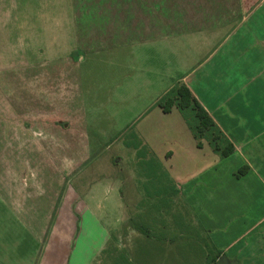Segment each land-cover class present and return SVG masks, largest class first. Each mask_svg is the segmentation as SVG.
<instances>
[{"label":"crops","instance_id":"0c3cea01","mask_svg":"<svg viewBox=\"0 0 264 264\" xmlns=\"http://www.w3.org/2000/svg\"><path fill=\"white\" fill-rule=\"evenodd\" d=\"M110 1L82 3L89 13L98 3L107 18L89 30L82 18L73 56L84 61L82 51H111L106 58L116 78L109 100L127 104L130 125L109 144L135 136L166 177L123 183L130 205L126 214L118 208L108 232L107 241L112 234L116 241L111 257L97 258L106 241L86 261L65 253L46 258L43 248L36 259L13 264H208L217 251L237 264H264V0ZM182 84L233 143V155L221 159L207 144L198 148L183 116L156 110L158 100ZM151 115L175 124L135 131ZM153 140L168 147L159 152ZM72 193L75 205L80 197ZM125 216L127 227L120 221Z\"/></svg>","mask_w":264,"mask_h":264},{"label":"rangeland","instance_id":"374dc122","mask_svg":"<svg viewBox=\"0 0 264 264\" xmlns=\"http://www.w3.org/2000/svg\"><path fill=\"white\" fill-rule=\"evenodd\" d=\"M85 1L0 0V264L36 259L43 248L46 258L95 257L118 208L126 214L130 205L123 183L147 180L135 151L109 144L130 125L127 104L109 100L111 51L73 56L82 18L86 30L107 18L98 3L83 10ZM164 117L151 115L134 129L175 124ZM153 143L159 152L168 147ZM120 221L127 227L126 216ZM107 242H116L113 234Z\"/></svg>","mask_w":264,"mask_h":264},{"label":"trees","instance_id":"16d2710c","mask_svg":"<svg viewBox=\"0 0 264 264\" xmlns=\"http://www.w3.org/2000/svg\"><path fill=\"white\" fill-rule=\"evenodd\" d=\"M156 106L159 107L165 114H169L173 110H178L182 114L189 130L191 131L198 148H203V146L207 144L213 153L221 159L228 158L235 153V146L233 143L218 127L213 118L186 85H178L169 90L158 100ZM130 129L134 132L132 127ZM123 137L125 145L128 148L137 151L136 157L138 159V165L144 175L151 179L159 178V169L155 165L156 160L154 159L153 154L149 157V151L142 147L135 136L125 134ZM247 171H249L248 166L239 171L237 174L238 177L245 175ZM161 177L165 178L166 176L163 174ZM140 228L141 233L147 236L151 235L150 232L144 228V226H140ZM110 243L111 244L104 250L103 256L107 255V257H111L113 248L112 245L114 242ZM114 252L121 253V251L117 249H115ZM221 255L222 252L220 251L209 253L207 256V263L217 264ZM119 257L126 258L123 254H119Z\"/></svg>","mask_w":264,"mask_h":264},{"label":"water","instance_id":"95a60500","mask_svg":"<svg viewBox=\"0 0 264 264\" xmlns=\"http://www.w3.org/2000/svg\"><path fill=\"white\" fill-rule=\"evenodd\" d=\"M217 264H237V261H235V260H230V259H228L226 256H222V257L218 260Z\"/></svg>","mask_w":264,"mask_h":264}]
</instances>
